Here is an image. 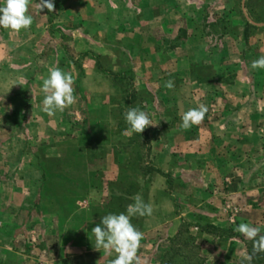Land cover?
Returning <instances> with one entry per match:
<instances>
[{"label":"crops","instance_id":"crops-1","mask_svg":"<svg viewBox=\"0 0 264 264\" xmlns=\"http://www.w3.org/2000/svg\"><path fill=\"white\" fill-rule=\"evenodd\" d=\"M28 14V30L0 29V264L115 258L91 229L111 175L130 162L116 153L134 147L127 71L122 84L144 92L137 108L154 124L143 161L156 171L131 197L153 207L137 229L139 264H160L183 226L209 261L214 249L231 264L244 258L238 225L264 234V69L251 67L264 57V0H54L52 13L30 0ZM53 67L71 73L76 100L49 116L40 89ZM201 104L203 121L183 129Z\"/></svg>","mask_w":264,"mask_h":264},{"label":"clouds","instance_id":"clouds-1","mask_svg":"<svg viewBox=\"0 0 264 264\" xmlns=\"http://www.w3.org/2000/svg\"><path fill=\"white\" fill-rule=\"evenodd\" d=\"M29 3L30 0H0V29L16 33H19L21 29L28 30L33 24V17L28 14ZM44 9H47L48 13H52L54 0H38L39 13ZM251 67L252 69H264V57L254 60ZM73 84L74 78L70 72H65L59 67L50 68L40 89L43 94L42 110L49 116H55L58 111L62 112L75 103ZM165 86L171 89L173 84L169 81ZM207 111V107L203 104L197 108L189 109L181 118V127L189 129L194 125H199ZM124 119L130 134H140L146 127L154 125L146 112L137 107H130L124 113ZM152 212V205L145 203L141 196L137 195L125 212L109 213L92 227L94 247L97 250L103 249L109 255L115 253L111 264H139L137 251L141 246L143 233L131 223V218L137 215L151 216ZM236 230L253 241V254L264 251V235L260 234L259 227L241 223ZM252 258V255L245 256L248 264H251Z\"/></svg>","mask_w":264,"mask_h":264},{"label":"rangeland","instance_id":"rangeland-1","mask_svg":"<svg viewBox=\"0 0 264 264\" xmlns=\"http://www.w3.org/2000/svg\"><path fill=\"white\" fill-rule=\"evenodd\" d=\"M45 19H47V17H44ZM46 34H52L50 28L46 31ZM124 86V87H123ZM121 90L124 94H127L129 98L130 95L128 92H130V89L127 87V85H121ZM134 93V98L135 101H137L138 103L133 104L135 106H139L141 107V103L144 99H146V95L144 94V92H137L136 90L133 92ZM144 98V99H143ZM145 101V100H144ZM134 103V102H133ZM144 111V108H143ZM125 124V123H124ZM127 125V123L125 124ZM140 144H143V141L140 140ZM145 146L141 147L140 149H134V147H130L127 148V150H122L119 151L116 156L117 158L120 155H128L130 162L128 164L130 165H136V163L138 162H142L143 160H145V155H146V151H144ZM41 157L44 159H52L53 157L50 156V152H48L47 154H41ZM144 163V161H143ZM54 169V167L52 168ZM129 168L124 167V165H119L117 170V176L116 178L114 177V174H112V178L113 180H115V182L111 183V185L108 184V186L106 187V189H109L110 194H112L114 197L116 195H121L124 192V189H122L125 185H129L131 182V180H138L140 181V190L142 191V193L146 191L147 188V181H146V177L142 172H138V168L135 166L134 168V172L133 174H136V172L138 173V176L136 177V175L133 176L132 172L129 171ZM133 177H132V176ZM125 176H128V178H125ZM109 177V174H108ZM120 177H123L122 182L119 181ZM131 177V179H130ZM133 178V179H132ZM110 180V177L107 178ZM112 195L110 196V199L107 201L106 206L100 210V211H95L94 213H101L99 216H97V218H101L105 215H107L108 213L107 208L110 207L111 205L114 206V208H117L119 206V200L115 199L112 200ZM130 204H132V199L130 200ZM126 202H124L122 204L123 207H125L126 205H130ZM229 221L231 222V225H233V222L235 221V211L234 210H229ZM98 215V214H97ZM141 216H134L132 218L133 221V225L138 229L139 225L141 224L142 221ZM204 232L207 233H212V234H222V235H227L230 233L227 232H217V231H213L210 228H202ZM248 240V239H247ZM205 242L198 240V238H195L194 236H192L190 234V231L188 230L187 226H183L181 229V232L178 236H176L174 239L168 241L165 243V247L163 249V259L161 261L160 264H231V261L229 259H224V256L221 254V252H219L217 249H214L211 252V256L213 258L212 261H209L208 257H207V253H209L208 251L206 252V249L208 248L207 245L203 244ZM245 259L244 258H240L235 264H238L240 260ZM234 262H232L233 264ZM38 264H49V263H38Z\"/></svg>","mask_w":264,"mask_h":264},{"label":"trees","instance_id":"trees-1","mask_svg":"<svg viewBox=\"0 0 264 264\" xmlns=\"http://www.w3.org/2000/svg\"><path fill=\"white\" fill-rule=\"evenodd\" d=\"M122 73L125 76L124 78H126V79H129L130 78V75H129L130 71L122 72ZM124 78H122L120 80V84L121 85H123L122 83L124 81ZM128 86L129 85H127V87ZM129 95L131 97V101H135V98L133 96L134 93L133 94L131 93ZM144 132H145V130L142 133H140V134L134 133L133 139L129 142L128 146H125V147H129L130 145H134V147L137 148V149H140L143 146L146 147V134ZM140 140L143 141V144H140ZM144 163L142 161L141 163L140 162L136 163V165L126 164V165H124V167H126V168H129L130 167L129 171L132 172V174H133L134 168L136 166L138 168V172H142L145 176H149L151 173H153V172L156 171L155 169H153L150 166H144ZM134 175H136V177H137L138 176V173L136 172V174H133V176ZM125 178H128V176H125ZM122 179H123V177H120L119 181L122 182ZM130 179H131V177H130ZM129 183H130L129 185H125L122 188V189H124V192L121 195H116L115 197L112 195V200L118 199L120 203H119V206L117 208H114L113 205H111L110 207H108L107 208V211H106L108 214L109 213L119 214L121 212H125L126 211L128 205H126L125 207H123L122 204L124 202L130 204L131 197L140 190V187H139L140 186V183H139L138 180H136V179L135 180H131V182H129ZM100 214L101 213H99V212L98 213H94V222H95V224H97L99 222V220L102 218V217L101 218H97V216H99ZM261 235H264V234H261ZM244 243H245L246 255H252L253 256L251 264H264V251H262V252H256L255 254H253V248H254L253 241L248 239ZM238 264H248V261L245 260V259H242V260L239 261Z\"/></svg>","mask_w":264,"mask_h":264}]
</instances>
